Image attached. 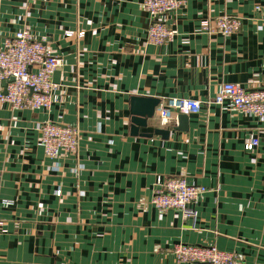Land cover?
Returning <instances> with one entry per match:
<instances>
[{
    "label": "crops",
    "instance_id": "0c3cea01",
    "mask_svg": "<svg viewBox=\"0 0 264 264\" xmlns=\"http://www.w3.org/2000/svg\"><path fill=\"white\" fill-rule=\"evenodd\" d=\"M143 1L0 0V46L28 28L62 58L50 109L0 103V264H203L179 262V243L264 264V120L211 102L224 82L264 86V0H182L160 45ZM224 14L241 18L236 33L200 31ZM133 96L203 105L186 130L162 124L158 105L134 135ZM47 121L80 130L76 153L45 155ZM157 175L207 187L194 219L152 205Z\"/></svg>",
    "mask_w": 264,
    "mask_h": 264
},
{
    "label": "built area",
    "instance_id": "2783aa9c",
    "mask_svg": "<svg viewBox=\"0 0 264 264\" xmlns=\"http://www.w3.org/2000/svg\"><path fill=\"white\" fill-rule=\"evenodd\" d=\"M182 0H144L143 7L149 13L150 25L147 41L160 45L173 41L177 31L166 23L165 16L182 5ZM241 28V18L233 14H224L212 19H204L200 31L208 34L219 33L230 36ZM84 31H67V36L83 37ZM62 65V58L52 54L46 43L37 39L30 29L25 28L6 39L0 46V103L13 109H50L59 83L53 76ZM230 107L237 111L262 118L264 120V86L248 89L238 83L224 82L211 102ZM202 101L195 98L167 97L159 103L157 116L162 124H169L179 114H198ZM40 141L45 155L57 159L61 153H76L79 148L81 132L77 127L58 122L47 121L41 128ZM258 144L253 139L246 145L252 149ZM207 187L191 183L184 176L157 175L151 203L160 210L175 209L186 218H195L194 204ZM61 194V190L57 191ZM0 221V230H3ZM179 262L203 264H235L236 254L226 252L214 246L179 243L172 248Z\"/></svg>",
    "mask_w": 264,
    "mask_h": 264
},
{
    "label": "water",
    "instance_id": "95a60500",
    "mask_svg": "<svg viewBox=\"0 0 264 264\" xmlns=\"http://www.w3.org/2000/svg\"><path fill=\"white\" fill-rule=\"evenodd\" d=\"M160 100L155 97H140L133 96L131 102L132 117V133L134 135L139 134L141 127H147L149 121L152 120L156 113V107L159 105ZM179 125L175 129L186 130L188 128V115H178ZM155 133L167 136L169 134L168 129L158 128ZM146 136H151V133H142Z\"/></svg>",
    "mask_w": 264,
    "mask_h": 264
},
{
    "label": "rangeland",
    "instance_id": "374dc122",
    "mask_svg": "<svg viewBox=\"0 0 264 264\" xmlns=\"http://www.w3.org/2000/svg\"><path fill=\"white\" fill-rule=\"evenodd\" d=\"M1 221V220H0Z\"/></svg>",
    "mask_w": 264,
    "mask_h": 264
}]
</instances>
